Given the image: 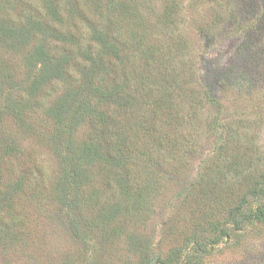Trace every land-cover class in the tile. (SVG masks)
Instances as JSON below:
<instances>
[{"label": "rangeland", "instance_id": "obj_1", "mask_svg": "<svg viewBox=\"0 0 264 264\" xmlns=\"http://www.w3.org/2000/svg\"><path fill=\"white\" fill-rule=\"evenodd\" d=\"M37 1L0 0V20L19 23L25 13L35 11L29 3L35 8ZM93 1L92 14L98 6V12L103 9L101 1ZM147 1L138 5L147 26L125 34L133 46L143 40L147 44L138 51L127 45L124 61L117 64L119 83L130 87L121 94L131 103L119 109L121 128H113L107 118L118 111L113 96L107 98L109 86L101 84L106 99L98 96L101 92L88 98L89 110L72 108L77 84L90 81L84 82L79 70L82 40H47L50 60L61 61L62 73L43 83L47 78L41 64L27 61L43 37L17 51L0 31V151L16 147L24 156V169L41 183L34 185V195L13 194L9 188L22 175L20 161L13 158L0 166V264H145L172 251L174 264H189L184 256L197 245L199 262L192 264H264V225L239 231L237 239L222 237V223L210 227L217 223L211 220L213 211L202 223L197 204L215 180L234 186L231 202L236 205L248 175L264 176V41L258 53L247 49L251 28L231 24L238 14L224 0ZM107 3L115 17L135 1ZM91 13L86 15L92 18ZM78 33L80 38L86 34ZM57 102L80 118L72 122L69 134L59 135L48 114ZM95 112L101 114L96 117ZM23 119L29 123L24 125ZM103 128L112 133L118 129L137 152H129L120 165H87L81 158L84 146ZM66 140L68 144L62 143ZM238 157H245L241 173L235 172ZM73 167L80 168L84 180H68L65 195L63 178ZM116 168L119 175L112 176ZM223 186L217 195L226 196L219 190ZM216 207L211 204L210 209ZM103 208H117L116 219L109 223Z\"/></svg>", "mask_w": 264, "mask_h": 264}, {"label": "trees", "instance_id": "obj_2", "mask_svg": "<svg viewBox=\"0 0 264 264\" xmlns=\"http://www.w3.org/2000/svg\"><path fill=\"white\" fill-rule=\"evenodd\" d=\"M36 1V0H35ZM88 1V0H87ZM101 1V9L100 6L95 8L94 14H92V7L90 6L94 3L93 0H89V5H87L86 0H38L36 7L29 3L28 7H33L35 11L31 13H25L22 17V21L19 23L13 22V20L9 18H5L0 20V31L2 32V36L9 41H14L11 44L13 47H17L16 50H19V47H23L29 43L32 39L39 40V37H43V39L39 40V43H36L34 50L30 53V59H27L29 64H33V59L37 60V64H41L42 71L45 72V81L43 83L53 80L54 78L61 77V66L62 63L59 60L57 63H53L50 60L49 52L46 48L47 40L54 39L62 44L65 43L68 39H72V42L75 40L78 41V44L84 43L82 45L81 50L79 51L80 59H83V64L79 66V70L83 76L82 80L85 82L86 80H90L87 84L83 85L77 84V88L74 89L73 92L74 100L72 101V108H78L79 106L89 110V106L86 108L88 104V98L93 97L92 94L101 92L99 97L102 95L105 97V92L101 91V84L107 88L108 86L112 89L109 96L107 98H114L112 102L117 104V114L111 113L107 118L110 121L109 123L113 128L120 126H124V122L118 120L120 110L123 109V106L131 105L129 101V97H122L121 94L128 91L125 89L129 86H126L127 83L121 84L119 83V68L118 63L123 60V53H127L128 49L127 45L130 47V51L132 50H140L141 46L144 47V43L147 44L145 40H143L140 46H133L131 40L126 41V32L129 29L140 28L143 26H147L143 23V20L140 17L141 5H147L148 1L143 0V4L137 2L138 0H134V6H123L118 15L115 17H111L108 12L109 7H111L107 0H99ZM113 1V0H111ZM226 4L234 6V11L238 14L237 16L232 17L230 20L231 24L234 27H243V25H249L251 28V32L246 36L245 45L250 52L258 53L260 47L259 44L264 41V0H224ZM106 2V3H105ZM99 3V2H98ZM141 4V5H140ZM95 5V3H94ZM223 7V4L220 5ZM27 6H25V11L28 10ZM87 11L91 13L92 18L86 15ZM27 12V11H26ZM98 12V13H97ZM96 13L98 14L97 16ZM169 18V14H165L166 21ZM78 19L82 23L81 26H86L87 30H82L81 26L77 22ZM219 16L215 17L213 20L214 23L219 22ZM47 22H50L49 25H46ZM167 23V22H166ZM73 29L76 32H73ZM78 32L86 33L85 36L80 38ZM82 40V43H81ZM16 42V43H15ZM87 42V43H86ZM135 43H138L135 41ZM11 46V45H10ZM9 47V46H8ZM84 47V49H83ZM142 52V51H141ZM151 54L153 52L149 51ZM72 58H75L72 53H70ZM124 61V60H123ZM64 73V72H63ZM104 74V77L103 75ZM113 76V77H111ZM126 77V76H125ZM29 78V77H28ZM127 76V81L128 80ZM95 80V81H94ZM98 81V82H96ZM258 81V80H257ZM130 83V82H129ZM250 85L256 87L254 84V79L249 80ZM37 86L42 85V83L36 84ZM125 85L124 87H122ZM249 86V85H248ZM37 88H33L30 96L32 97L33 91ZM254 92V90H253ZM260 93V92H259ZM261 94V93H260ZM34 96V95H33ZM47 97V96H46ZM106 99V97H105ZM131 99V97H130ZM43 102V100H41ZM121 101V102H120ZM110 102L106 100L105 103ZM59 103L57 102L56 108L50 107L47 111L48 114H52L55 119V126L57 124L58 134L62 135V132L68 133L67 130L70 127L72 129L73 121H79V116L75 111H68L65 103L61 104L62 106L59 108ZM43 108V107H40ZM121 108V109H120ZM120 109V110H119ZM84 110V109H83ZM90 112V111H89ZM101 114V113H100ZM96 112L94 115L98 117ZM93 115V116H94ZM69 117V118H68ZM105 118V120L107 119ZM24 125L29 123L26 119L22 120ZM67 122V123H66ZM77 122V121H76ZM78 123V122H77ZM77 125V124H76ZM75 125V127H76ZM103 128L101 133L95 135V140L89 142L83 149V155L81 158L86 160L87 165L90 166H98L101 167V163L108 165H120V162L126 159V156L132 151L137 152V147H134L133 142L131 141L130 146L127 144V140L121 137L122 133H117L114 129ZM116 132V133H115ZM58 135V136H59ZM62 143L68 144L69 142L66 140ZM178 145V143H177ZM15 146V144L13 145ZM131 147V148H130ZM0 166H3L11 159H16L20 161L22 168V175H20L17 179L16 186L13 188H9V191H12L13 194L21 193L27 195H34V191H36L35 184H38L39 181H36V177H34V172L32 170L24 169L25 160L22 154L17 153L16 147H8L5 149H1L0 151ZM243 158H236L234 160V165L236 167L235 172L241 173V169L243 168L242 163L240 162ZM66 162V161H65ZM66 164V163H65ZM67 165V164H66ZM9 167V168H8ZM31 168V167H30ZM11 169V166L8 165L6 170ZM118 171L119 168H116ZM13 171V170H12ZM1 172V171H0ZM109 173V171H107ZM112 173L113 170H112ZM110 174V173H109ZM118 176L117 174H112V176ZM262 177V176H261ZM84 174L80 170V168L73 167L70 168L69 171L64 176L62 182L63 192L66 195V190L64 184L68 180H73L74 182L83 181ZM110 178L111 175H110ZM62 180V181H63ZM41 184V183H39ZM220 181H212L210 185L212 188L202 192L199 197H201V202L197 204L201 207L198 212L199 216L202 219V223H207L206 219H211L213 222H217L216 224L211 223L210 227H215L218 224H221L220 234L222 237H228L231 239H237L239 237V231H245L249 228L255 227L256 225H264V176L262 180H259L253 173L248 175L246 178L245 190L240 194L239 202L234 205L232 201L234 186L229 185L228 183L225 186L221 185ZM38 186V185H37ZM112 186V185H111ZM219 186H223L219 190H224L226 196L217 195V188ZM131 189L130 187H127ZM36 189H38L36 187ZM218 190V191H219ZM3 191L0 190V196H2ZM40 193V191L38 192ZM75 202H73V205ZM211 204L217 205L216 209H210ZM70 206V204H68ZM117 209V208H116ZM116 209H110L109 211L103 208V216L110 223L116 219ZM212 210V214L209 215V211ZM202 225V224H201ZM204 225V224H203ZM220 225V226H221ZM227 226V227H226ZM202 231V230H201ZM196 244V243H195ZM200 246V245H199ZM197 252H201L198 245L195 251L190 252L184 256L189 264H192L194 260L199 262V258L195 255ZM175 254L172 251L166 258L157 257L153 259H146L144 261L145 264H174Z\"/></svg>", "mask_w": 264, "mask_h": 264}]
</instances>
